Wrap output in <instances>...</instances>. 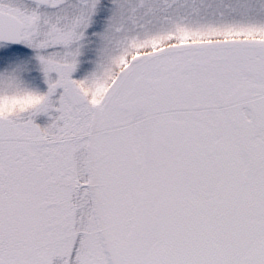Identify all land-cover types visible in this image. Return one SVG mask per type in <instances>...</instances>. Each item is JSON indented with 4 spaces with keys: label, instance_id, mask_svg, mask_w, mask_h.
Returning <instances> with one entry per match:
<instances>
[{
    "label": "snow or ice",
    "instance_id": "snow-or-ice-1",
    "mask_svg": "<svg viewBox=\"0 0 264 264\" xmlns=\"http://www.w3.org/2000/svg\"><path fill=\"white\" fill-rule=\"evenodd\" d=\"M0 264H264V0H0Z\"/></svg>",
    "mask_w": 264,
    "mask_h": 264
}]
</instances>
